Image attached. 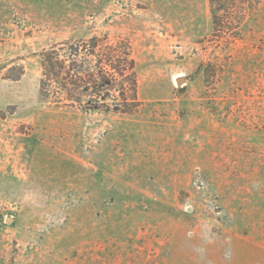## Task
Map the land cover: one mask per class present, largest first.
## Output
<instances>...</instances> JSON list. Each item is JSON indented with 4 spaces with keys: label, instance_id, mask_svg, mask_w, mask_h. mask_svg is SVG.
<instances>
[{
    "label": "rangeland",
    "instance_id": "1",
    "mask_svg": "<svg viewBox=\"0 0 264 264\" xmlns=\"http://www.w3.org/2000/svg\"><path fill=\"white\" fill-rule=\"evenodd\" d=\"M247 1L221 40L209 0H0V264H264V0ZM102 34L133 45L136 115L41 94L44 49Z\"/></svg>",
    "mask_w": 264,
    "mask_h": 264
},
{
    "label": "trees",
    "instance_id": "2",
    "mask_svg": "<svg viewBox=\"0 0 264 264\" xmlns=\"http://www.w3.org/2000/svg\"><path fill=\"white\" fill-rule=\"evenodd\" d=\"M209 5L214 34L221 40L240 27L250 9L247 0H209ZM235 11L239 17L233 23ZM40 59L41 94L55 106L117 116L136 115L142 106L128 38L109 34L72 38L44 49Z\"/></svg>",
    "mask_w": 264,
    "mask_h": 264
},
{
    "label": "water",
    "instance_id": "3",
    "mask_svg": "<svg viewBox=\"0 0 264 264\" xmlns=\"http://www.w3.org/2000/svg\"><path fill=\"white\" fill-rule=\"evenodd\" d=\"M185 82H186V78H185V77H179V78L177 79V84H178L179 86H183Z\"/></svg>",
    "mask_w": 264,
    "mask_h": 264
}]
</instances>
